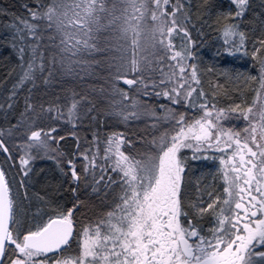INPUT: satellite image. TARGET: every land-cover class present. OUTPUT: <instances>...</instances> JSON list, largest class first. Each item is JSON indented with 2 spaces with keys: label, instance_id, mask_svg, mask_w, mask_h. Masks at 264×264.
<instances>
[{
  "label": "snow or ice",
  "instance_id": "1",
  "mask_svg": "<svg viewBox=\"0 0 264 264\" xmlns=\"http://www.w3.org/2000/svg\"><path fill=\"white\" fill-rule=\"evenodd\" d=\"M230 3L234 8L217 17L224 55L248 56L247 33L235 21L246 14L249 0ZM36 5H25L28 16L14 17L10 25L20 62L8 108L14 107L17 89L29 83L35 87L38 79L50 84L53 69L79 75L106 65L110 89L100 93L109 94V115L125 124L149 120L158 134L132 154L129 149L135 145L122 133L104 139L93 133L81 150L73 132L76 151L66 158L53 147L64 139L57 140L58 129L41 125L62 119L76 127L90 103L87 95L77 99L73 92L70 103L54 102L47 108L29 95L19 125L0 131V152L13 164L5 137H26L14 145L23 174L20 188L26 189L32 162L46 158L55 160L65 175L70 173L77 185L85 180L97 195L115 187L120 192L112 210L83 227L77 248L70 252L77 235L73 209L58 210L23 231L16 218L19 193L12 195L13 185L0 168V264H264V38L253 43L250 53L258 75L245 79L246 85H256L252 103L217 108L197 87L201 80L192 62L195 41L185 0H36ZM174 37L180 38L179 46ZM121 80L128 90L118 87ZM173 105L201 115L190 117ZM92 111L94 105L88 114ZM233 118L243 119L245 126H227L225 121ZM208 152L221 154L223 195L197 186V199L186 205L183 179L189 160L207 159Z\"/></svg>",
  "mask_w": 264,
  "mask_h": 264
},
{
  "label": "trees",
  "instance_id": "2",
  "mask_svg": "<svg viewBox=\"0 0 264 264\" xmlns=\"http://www.w3.org/2000/svg\"><path fill=\"white\" fill-rule=\"evenodd\" d=\"M185 4L190 20L188 27L195 41L193 46L195 60L192 62L197 64V74L201 80V84L197 87L206 93L209 104H215L217 108H228L242 102L250 105L255 95L252 89L256 85H246L245 79L250 75H258V65L252 60L250 53L253 43L258 38H264V0H249L246 14L235 21L239 23L240 30L247 33L248 56L224 55L223 40L217 31V17L220 12L226 13L234 8L230 0H208L207 6L205 0H185ZM25 5L35 8L36 0H0V105H3L0 108V131L7 132L12 125H19L22 119L21 114L25 111L26 98L29 95L37 106L43 104L47 108L54 102L61 105L66 102L70 103L69 98L75 92L77 99L80 95H87L90 102L82 109L81 120L76 127L62 119H48L41 125L45 129L57 128L58 131L54 133L57 140L61 136L64 137L63 140H59L58 145L53 143V147H59L68 158L76 151L77 139L72 135L73 132L80 138L81 150L87 147L85 141L92 140L93 133H99L104 139L107 135L117 132L122 133L134 143L135 147L129 149L130 153L136 154L137 151H142L146 142L158 132L150 127L151 121L149 120L142 118L125 124L109 115V94L100 93L101 88L110 89L109 71L106 65L96 67L88 73L81 72L79 75L75 73L69 75L53 69L54 78L50 84H44L42 79H38L35 87L29 83L17 89V94L11 101L14 107L8 108L7 100L11 95L13 84L18 79L20 62L17 51L12 45L13 29L10 25L14 17L28 16ZM173 40L175 45H180L179 37H174ZM47 43V38H45L44 44ZM97 59H102V57L98 56ZM118 87L128 90V86L122 80L118 82ZM29 89H32L31 94H29ZM130 95L135 96V91L130 92ZM125 103L128 102L125 101ZM159 103L167 104L168 102L161 100ZM91 105L95 106V111L88 114V108ZM172 107L180 112H187L190 117L198 118L201 115L199 111L191 108L185 109L183 105ZM225 124L242 129L245 121L233 118L225 121ZM22 139L26 137L18 135L11 138L5 137L7 146L13 149L15 164L0 152V168L7 172L8 179L13 185L12 195L16 196L19 193L16 218L22 225V230L26 231L29 228L34 229L37 223L54 216L56 211L66 212L72 208L74 232L77 235L69 250L71 252L72 249L77 248V240L83 227L95 223L114 208L120 189L115 187L107 194L102 192L97 195L90 186H86L85 180L81 179L77 185L72 181L70 173L65 175L60 171L55 160L46 158L32 162V170L26 178V189L20 188L23 174L19 171L20 154L14 149V145L21 143ZM184 155L190 157L191 153L186 150ZM205 155L209 158L199 161L189 160V166L183 179V197L186 205L197 199V186L223 195V179L218 171L220 168L218 158L221 154L208 152ZM76 164L77 171L82 173V161L77 160ZM65 170H67L66 165ZM73 189L76 191L74 192ZM25 191L27 199H24ZM205 198H207L206 194ZM209 226L210 220L203 221L205 230ZM6 263L7 260H5Z\"/></svg>",
  "mask_w": 264,
  "mask_h": 264
},
{
  "label": "rangeland",
  "instance_id": "3",
  "mask_svg": "<svg viewBox=\"0 0 264 264\" xmlns=\"http://www.w3.org/2000/svg\"><path fill=\"white\" fill-rule=\"evenodd\" d=\"M18 153H19V151H18ZM19 154H20V153H19ZM18 163H19V159H18ZM89 180H90V178H89ZM205 200H207V198H205ZM6 264H8V262H7Z\"/></svg>",
  "mask_w": 264,
  "mask_h": 264
}]
</instances>
